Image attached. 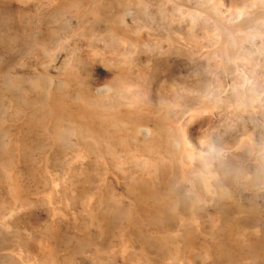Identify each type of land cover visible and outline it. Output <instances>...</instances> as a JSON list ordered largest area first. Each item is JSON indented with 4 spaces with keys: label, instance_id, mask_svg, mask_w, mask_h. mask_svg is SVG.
<instances>
[{
    "label": "rangeland",
    "instance_id": "rangeland-1",
    "mask_svg": "<svg viewBox=\"0 0 264 264\" xmlns=\"http://www.w3.org/2000/svg\"><path fill=\"white\" fill-rule=\"evenodd\" d=\"M255 1L256 0H0V108L3 110V112H2L0 109V116L4 115L6 113L7 107H8V102L10 99H12L16 102H19L20 99H22V95H20V94H23V91L25 88H29V87H32L34 85L33 82L38 79L40 72L45 73L47 70L51 74L56 75L58 73L57 75H60V73H61L62 75H64V74L70 75L71 77H74L73 73L77 72L75 74V77L77 76V78L79 77V79H82L83 81L85 80L88 82V81H91L92 79L96 78L95 72L98 75L102 74L101 76H104V75H107L108 73H110L111 70H112V73L113 72L116 73L115 70L118 71L117 69H119V67L124 68L125 65H127V67H125V73H126L127 78L130 79L132 77H128V76H130V75L135 76L137 74V71H136L137 69H136V66L134 65V62L136 61V56H139L143 59V62L148 63V65L146 67L147 71L145 70L147 75L149 73L151 75L153 74L152 73L154 71V69H153L154 65L153 64L156 61L161 63L160 64L161 70H159V71H161L162 73L161 72H159V73H160V78H161L160 82L162 81V85H160L159 92L151 93L153 98H154L153 99V105L155 106L156 110L154 113L148 115V117L160 125L161 133L163 136L167 137V136H170L171 134L175 135L174 137H176V138H174V142H176V140L182 141L183 138H185L186 140H189L191 143H193L196 148H201L202 151L207 150V148L209 146L208 140L210 139V137H211L212 141L214 142L215 146H217V148L219 145L221 134L226 135L228 137V140L230 143L228 145V149H227L228 153H227L226 159L228 160L227 165L228 164H230V165H228V167L226 166L227 170L225 173L221 172V167H220L221 158H219L220 155L216 149H214L211 152V154L204 155L205 160H203L204 163L209 164L210 168H213L212 170H217V172L220 171V173L222 175L224 174V178H226L225 180H226V182H228V185L231 188L230 192L228 191L227 193L225 192L226 194L225 193L223 194V199H224L223 201H224L225 208L223 207L222 211H223V215H224V213L226 215V216H223V222L225 223V221H226V223L224 224L225 225L224 227H226L225 228L226 230L223 229L224 228L223 222H222V225H219L221 223L217 224L219 227L215 226L216 225V221H214V220H216L215 214L217 213L218 208H219L216 204H214V203L206 204V205L196 204L194 206H191V201H190L191 198H190L189 193L187 192V184L183 181L182 177L184 174L183 173L184 169L186 172L185 175H189V174L191 175V173L193 172L194 169L191 168L193 166L191 165V163H189V160L186 158H183V164L182 165L180 163H176L174 165V167L169 172H167L166 174L164 173L163 174L164 177H162L161 185L159 183V187L162 186L164 188V189L160 188L162 191L168 192L171 194L172 193L176 194L179 197V200H180L179 210L184 215L183 219H180V217L175 216V214H173L172 209L168 205H166L163 202L158 201L156 199L150 200L149 202L146 203L145 200H143V198L138 197L137 198L138 202H136L137 205H135V203L128 200L127 198L117 195L122 190L127 191L128 190V182L133 183V182H135V180H122V181L120 180L119 182L116 181L113 174L107 173V169H106L107 167L104 164L97 163L96 168L98 170H96V171L90 169V167L87 166L88 161H86V160L81 162V163L75 164L77 166L83 165L82 167H84V170H85L84 174L88 173V175L85 174V176L90 177V178L92 176L93 181H91L89 183L87 181H84L85 183H83V185L91 186V185H94L96 182H99L100 188L101 189H107L109 194L112 191L116 192L115 196L114 195L112 196L110 194L111 195V196L109 195L110 198H108L98 210L99 216H101L104 219L105 233L102 236L97 237L95 235L96 233L94 234L92 232L94 234V238L96 239L98 245H100V246H105L109 243L114 244V245L117 244L120 240L119 234L122 232L125 233L126 236L129 235L133 238L134 244L130 248L131 249L130 251H132V252L129 251L126 256L124 255V258L121 257V254L119 253V251H116L117 248L114 250L115 253L113 256H114V262L116 264H122V263L123 264H134L133 261L137 257L140 258L139 259L140 264H147V261L145 260L144 255L142 254L141 250L138 248L137 241H140V240H141L140 242H142V244L146 245L150 251H155V252H159V253H161V252L167 253V247L165 245H162L160 240L158 241V238L147 233L146 228H149L150 226L155 225L154 227L160 231L164 230V229L165 230H167V229L171 230V229L177 227L179 220H181V227L186 228V226H187L191 230L194 229L193 231H201V232L204 229L202 233L203 234L206 233V236H208L211 233L213 234V232L216 231L213 235L216 236V238L218 237L219 240L222 239V242H224L225 244H227L230 247H231V242L233 241V237L230 235L231 234L230 230L233 228L232 226L236 225L237 222H238V224H239V222H241L239 225H243L246 228L256 227L257 233H255V235H251L252 245L250 247L244 246L243 249L241 250V252H242L241 255L243 257V260L240 264H257L259 262L264 263V189L263 190L260 189V186H264V178H263L264 177V170H263L264 164L262 165V163H264L263 162L264 161V152H262L263 151L262 149L264 148V146H263L264 145V51H263V49H264V27L263 26L264 25L259 23V22L255 23L253 21L252 22L246 21V20H248L247 18H249L254 13H256L255 10H257V11L264 10V0H260V1L258 0L261 4L258 1H257L258 3H254ZM249 2H250V4H249ZM253 3H254V5H253ZM99 5H101V6H99ZM98 6L101 8H98ZM258 6H260V7H258ZM94 9H100V11L102 12V16H103V22L102 21L98 22V20H96L94 18H91V20L94 19L93 20L94 22L96 21L98 24L99 23L102 24V26H103V24H108V25H112L115 28L119 27L118 29L122 28L121 30H123L128 37L130 36V38H137L136 36L140 35V39H143V42H142V40L140 42V39L138 37L137 39L139 40V43L142 44V46L144 44L145 45L147 44L150 47H148L147 45H146L147 47L144 46L143 51L139 52L138 53L139 55L138 54L135 55L133 53V51L131 52L132 49L127 46L125 48L126 52L123 55L124 51H123L122 46L119 45L117 43V41H115V39L113 41L111 37L109 38V40H110L109 41L108 38L103 39V40L102 39L90 40L89 38L86 39V37H82V39H81V36H75V37H72V39L71 38L68 39L69 42H68V40L64 41V40H66V37L69 35L71 28H73L76 25L75 23L80 19V17H81V20H83V19L90 20L91 11H93ZM138 11L141 13H139ZM144 11H145V13H144ZM249 11L252 12L253 14L250 13ZM49 14H51V15H49ZM153 14H155V15H153ZM249 14H251V15H249ZM138 15H139V17H138ZM246 15H248L249 17ZM50 16H52V19L50 18ZM136 16H137V18H136ZM7 18H8V20H7ZM139 18H140V20H139ZM9 19H11V20H9ZM105 20H107V22ZM238 20H240V21L238 22ZM62 21H63V23H62ZM93 21H91V22H93ZM124 22H127L129 24L124 23ZM148 22H149V24H148ZM8 23H9V27H8ZM33 23H35L34 25L36 27H34ZM64 23L65 24L69 23L70 26L68 24L65 25ZM114 23L116 26H114ZM122 23L124 24V27H123ZM151 23H152V25H150ZM247 23L248 24L252 23L254 26L257 24L255 27H257L259 29L254 28L252 24H251L252 25L251 26V25H248ZM59 24L62 26V28L59 29L60 28L59 27L56 30L57 33H55L56 31L55 32L53 31V33H52V31H50V28H54L55 26H58ZM117 24H119V25L117 26ZM247 25L249 27H247ZM67 27L68 28L70 27V28L68 29ZM228 27L230 29L232 28L231 32H229L230 29ZM252 27L256 31L254 29H252ZM129 28H131V29H129ZM145 28H149V29H145ZM236 28H237V30L233 31ZM238 28H240V29H238ZM243 28H245V29H243ZM5 29L7 32L5 31ZM12 29H13V32H15V34L12 32ZM18 29H20V30H18ZM46 29H48V30H46ZM154 29H155V31H153ZM8 30H9V32L11 31L13 34L11 32H10L11 33L10 34L8 32ZM58 30H59V32H58ZM67 30H68V32H67ZM125 30L128 32H126ZM140 30L141 31L143 30V31L139 32ZM24 31H26V33H24ZM44 32H45V34L46 33L47 34L45 35ZM6 33H8L9 35ZM230 33H232V34H230ZM53 34H55V35H53ZM20 35H22V37H20ZM152 35H153V37H152ZM55 37H58V38H55ZM231 37H234V39ZM15 39H16V41H15ZM24 39H26V40H24ZM42 39H45L46 41H48L49 44H51V46H52V50L50 52H46L47 53L46 55L43 54V53H45V51L42 49H40V50L38 48L33 49V45ZM79 39H80V41H79ZM84 39H86V40L84 41ZM225 39H230V40L227 41ZM20 40H22V41H20ZM27 40H29V41H27ZM96 40H97V42H96ZM106 40H107V42H106ZM111 40H112V42H111ZM81 41H83V42H81ZM99 41H102V42L100 43ZM159 42H161V43H159ZM29 43H31V44L28 45ZM64 43H66V44H64ZM102 43H104V44L106 43V45H104ZM173 43L175 44V46ZM225 43H226V45H225ZM62 44L65 46L60 47V46H62ZM94 44H96V45H94ZM72 45H74V46H72ZM222 46H223V49L224 48L227 49V50L225 49L223 51L225 53V55H224V53H222V50H223V49H221ZM74 47H78V48H76V52H74L75 54L76 53L77 54L75 55V58L73 59V61L70 62L71 59H70L69 55L71 54V52L74 51ZM159 47H161V48H159ZM108 48L110 51L108 50ZM128 48L130 50V53H129V50L127 51ZM54 49H55V51H54ZM149 49L152 50V53H150ZM36 50H37V52H35ZM145 50H148V52ZM56 52H58V53H56ZM41 53H42V55H41ZM55 53H56V57L54 55ZM132 53L135 56L134 58L132 56ZM145 53H146V55H144ZM156 53H157V55H156ZM165 53H166V55H164ZM40 56H41V58H40ZM67 56H68V58H67ZM222 56L225 58V60ZM120 57H122V58H120ZM39 58L40 59L43 58L44 61H43V59L40 60ZM107 58L108 59L113 58V60L114 59L118 60V61L120 60L121 62L119 64H117L115 69H114L109 64H108L109 66H107V63L105 60ZM118 58H120V59H118ZM131 58H133V60ZM99 59H100V61H98ZM151 59H153V60L155 59V62ZM161 59H162V61H161ZM55 60H57V61H55ZM130 60L134 61V62H132V64H131ZM40 61H42L41 64L39 63ZM53 61H55V62H53ZM89 61H91V63ZM126 61L128 63H126ZM152 61L154 62L153 64H152ZM83 63H88V64H86V65H88L87 66L88 69L86 68L85 64H83ZM149 64H151L153 66H150ZM70 65L72 66V68H70ZM74 65H75V67H74ZM150 67H152L153 70ZM65 68H67V70ZM109 68H111V70ZM80 69L82 71H80ZM92 69H94V70L92 71ZM106 69L110 70V71H107ZM37 71H38V73H37ZM89 71H90V73H88ZM128 71L130 73H128ZM208 72L209 73L211 72V73L209 74ZM22 74L23 75L25 74V75L23 76ZM150 74L148 75V77L151 76ZM3 75H4V77H3ZM83 75L85 76V78ZM166 75H167V77H165ZM19 76L22 78H19ZM134 76H133L134 79L132 78L133 80H135V77H137V75L135 77ZM24 77H25V79H24ZM27 77H28V79H27ZM162 77H165V78H162ZM116 78L117 77H115V80L118 81ZM183 78H184L185 82L183 81ZM137 79L138 78H136V80ZM187 79H188V81H187ZM200 79H201V81H200ZM24 80H26V81H24ZM194 80L195 81L198 80V82H195ZM137 81L140 82L141 79L137 80ZM164 81H165V83H164ZM46 82H48V80ZM167 82L170 83L171 85L168 84ZM172 82H173V84H172ZM174 82L176 85L174 84ZM209 82L211 85L208 84ZM212 82H213V84H212ZM6 83H9V84L11 83L10 85H13V86H10L9 84H6ZM48 83H46V85L44 86V88L46 90L44 89V91L42 93L36 92L35 94H33L34 97L33 96L31 97V101H29L30 103L31 102H33V103L34 102H40V100L45 101V99L47 98V91L50 90V87H52L51 92L57 93V91H54V89H53V86H52L53 84L49 83L51 85L50 86V85H48ZM197 83H200L199 84L200 86ZM221 83H223L224 86H222L223 84L221 85ZM191 84H192V86H191ZM186 85H190L188 87L189 88L191 87L192 89H195V90H197V88H198L199 95L202 96L201 99H198L200 97H198L199 95H198L197 91L194 92L195 90L192 91L191 88H190L191 89L190 90ZM207 85L209 86V89H208ZM212 85H213V87H212ZM7 87H8V89H7ZM9 87H10V89H9ZM13 87H14V91H12ZM205 87H207L206 89H208L210 92H211V90H213L215 88L213 90L214 92L211 93V95L213 94L212 96L210 94H204V93L202 95V91L204 92ZM15 88H16V90L18 89L17 92H16ZM79 89H80V84L75 83V84H73L72 88H69L67 90L66 97L71 102V104H69L70 102L67 100L69 110L75 111L79 108H86L87 107L86 106L87 101L84 100L85 98L78 95ZM187 90H188V92H186ZM89 91H91V92L94 91V92L91 94V92H89ZM89 91H88V93H90V94H89V96L87 95V97H88L87 99H89L90 97L91 98L93 97V98L89 99L88 102H90V103L96 102V104L97 103L98 104H102V103L106 104V102L104 100L102 101L101 98L98 97V96H100L99 90L91 89ZM225 92H227L226 95L224 94ZM243 92L246 94V96L244 95ZM13 93L15 94V96ZM96 93H97V96H96ZM129 93H131V94H129ZM161 93H163V94H161ZM188 93H190L191 96ZM215 93H216V95H215ZM43 94H44V96H42ZM125 95H126V97H123ZM192 95H196L195 98H197V99H194L193 98L194 96L192 97ZM206 95H207V97L210 96V98L213 100H211L210 98H207ZM213 96H215V100L217 102L214 101ZM221 96L222 97L226 96V97H223V98H225L224 99L225 101L221 98ZM186 97L188 99L189 98L191 99V97H192L191 101L194 100V102L196 100L197 101L199 100L198 102H200V104L198 105V102L196 101L195 102L196 104L194 105V102L193 101L190 102L189 101L190 99L188 100ZM203 97L204 98L206 97V101L209 99L208 100L209 104L204 102L205 99H203ZM76 98H77V100H76ZM37 99H39V100H37ZM202 99H203V101H202ZM185 100H188V101L185 102ZM227 100H229V101H227ZM116 101L119 104V108L122 110L124 115L126 114L128 117L136 116L135 115L136 113H137V116L138 115H143V116L147 115L146 111L141 106V101H140V103L138 102L139 101L138 95L136 97V93H134V92H131V91L125 92V93H123V95H121V97L117 98ZM209 101L210 102L212 101L213 105H211ZM223 101L226 105L225 104L223 105ZM29 102H27L28 104L22 102V104L30 105ZM201 102H203V103H201ZM205 103L207 106L204 105ZM80 104L81 105L83 104L84 106L83 105L81 106ZM174 104H176V105H174ZM218 106H220V107H218ZM202 107H203V109H200ZM195 108H197V109L195 110ZM37 111H39V110H36V112ZM130 112L132 115L130 114ZM35 114H37V113H33V114L27 116V117H32L30 119L34 120V121L28 120V122H27V125L29 123L28 126L31 128H29L28 126L26 127V121H24V122H21L22 124L18 123L21 128L19 127V125H17V126L16 125L15 126L6 125V126L10 127V128H8L9 129L8 132H7L8 129L6 126H4L5 130L3 128H2V130L0 129V143H1L0 144V189L2 190V193L6 192L9 189L8 192L15 196V197H13V195H10V194H8V192H6L8 196L10 195L9 198L11 197L10 198V201L12 200L11 202H17L16 199L19 196H22L23 193L24 194L26 192H34L35 193V191L39 192V191H41V188L43 186V184L41 182H44V179H42L39 176L40 175L38 173L39 171L37 173H35L34 176H31L29 174L30 166L38 165L42 156L50 150V138L47 135H45L42 131H40V130H42V128H41L40 124L38 123V120L35 119L37 117ZM127 116H125V117H127ZM31 121H32V123H31ZM207 122H208V124H207ZM178 125H179V127H178ZM220 125H222L221 126L222 129L220 127H218ZM211 126H213V128ZM14 127H16V128H14ZM234 127H236L235 128L236 130L238 129V132L235 131V133H233L235 130ZM19 129H20V131H18ZM217 129H219L218 130L219 134H218V131L216 132ZM28 131H29V133H28ZM3 132L7 136L13 135L14 137H16L20 140H23V141L27 140L28 141V143L30 144V145H28L29 147H26L28 150H26V152L23 153V154H25V156H27L25 158V160H23L24 158H22V157L18 158L17 154L13 151L14 150L13 147L8 144V141H7L8 137ZM9 132L12 134H10ZM240 133H241V135H240ZM31 134H33V135H31ZM244 134H246V135H244ZM66 136H67V140L73 142L74 135L72 133H67ZM250 136H252L253 139H251L252 137L249 138ZM243 137H245V138H243ZM240 138L245 139L243 146H241L242 151L240 150V148L239 149L233 148L235 142L238 141V139H240ZM247 138H249V139H247ZM250 143H252V145ZM184 144H185L186 148L184 147ZM184 144H182L183 148H185L186 150H189L190 147L188 145H186V143H184ZM6 146H8V148ZM174 146L180 147L179 145H175V144H174ZM255 147H257V148H255ZM55 148L58 150H64V149H66V146L64 144L60 143L59 145L58 144L55 145ZM251 148H253V150ZM255 149H258V150H256L257 152L254 151ZM8 150H11V151L8 152ZM246 150H247V152H246ZM27 151H29V152H27ZM260 152H262L263 156L260 154ZM246 153L248 154V156ZM259 154H260V157H259ZM252 156H254V157H252ZM38 157H39V159H38ZM212 157H213V159H212ZM255 158L259 159L258 162ZM18 159H19V161H18ZM261 159H263V160L261 161ZM234 161H235V163H234ZM6 162H7V164H6ZM241 162H243V163H241ZM259 162H260V165H262V166H259V164H258ZM2 163L4 166L2 165ZM20 163L21 164L24 163V164H22L23 166ZM33 163H34V165H33ZM195 163L198 164L197 161H195L194 164ZM201 163L202 162H200L199 165ZM65 164H66L65 161H63L62 163H59L62 171H63ZM239 164H241V165H239ZM26 165H28V166H26ZM254 166H256V167L253 168ZM10 167H12V168H10ZM21 167H23V168H21ZM27 167H29V168H27ZM204 167H205L204 165H201L200 167L198 166V169H201L204 172V170H205ZM6 168H8V169L6 170ZM123 168L124 167L113 168V172L115 174L117 173L118 175H124V174H122V171H124V170H122ZM126 168H129V167H126ZM131 168H132L133 172L138 170L137 167H131ZM258 168H259V170H258ZM12 169L14 172L12 171ZM87 169H89V170H87ZM186 169L191 173H187ZM26 170H27V172H26ZM228 170H231V171L228 172ZM254 170H256V171H254ZM35 171H37V170H35ZM250 172H251V174H253V176L250 174ZM11 174H12V176H11ZM62 174L63 173H60V176H62ZM247 174H248V176H247ZM225 175H226V177H225ZM227 176L229 177L228 180H227ZM251 176H252V178L254 177L253 179L256 181H254L251 178ZM246 177L247 178L249 177L248 178L249 182L245 181ZM34 178H35V180H33ZM102 178H103V180H102ZM230 178H232V179H230ZM250 178H251V181H250ZM29 180L30 181L33 180V181H31L29 183ZM13 181L15 183H13ZM39 181H41V182H39ZM163 181L165 184L163 183ZM38 182L40 184H38ZM246 182H248V183H246ZM250 182H252V183H250ZM258 182H260V183H258ZM64 183H61L59 186V191L61 193V194L60 193L59 194L61 196L54 195V198L56 200L54 198L48 200L47 197H44V198L39 197L40 200H38L35 204L28 205L29 207L26 206L19 213H17L16 216H14L12 218L13 220H15V219H18V217H19V220H21V221L25 220L24 222H26L27 224L31 222L30 225H33L35 227L34 233L29 239V244L31 245L33 250L37 253V258H38L37 264H39L40 261H45V262L47 261L49 264H63V262L61 260H62L63 254H64L66 242H65L64 238L62 239V235H63V232L65 231L66 224H69L70 226L73 225L72 222L68 223L67 222L68 220H66L62 216V214L57 213L58 211H62V212L64 211V213L68 212L67 211L68 209L66 210V208H67L66 203L63 200V196H62V192L65 191V186L62 185ZM180 183L181 184L183 183L181 185V187H180ZM249 183H250V185H249ZM31 184H32V186H31ZM244 184H245V186H244ZM28 185H30V186L28 187ZM241 185H243V186H241ZM6 186H8V187H6ZM62 186H63V190H62ZM248 186L249 187L254 186V187H251L248 189ZM36 187H38V188H36ZM24 188L28 189V190H25ZM197 189L200 192H203L201 184L197 185ZM242 189H243V191H242ZM29 190H32V191H29ZM15 194H17L19 196L15 195ZM58 197H59V199H58ZM42 201H43V203L46 202V204H43ZM78 201L74 202L73 204H74V207L76 205L75 211L77 212L78 218H82V216L83 217L86 216V213L84 212L83 209H85L87 202L85 200H78ZM38 202L40 205L38 204ZM53 202H55V203H53ZM61 202H62V204H61ZM112 202H114L115 204ZM242 202L244 204H242ZM48 203H50V205ZM71 204H72V202H71ZM146 204H148V205H146ZM241 204L244 206H242ZM62 205H64V206H62ZM77 205L80 208H78ZM83 205H84V207H83ZM144 205H146V208L144 207ZM246 205H248V207ZM30 206L31 207L34 206V207L30 208ZM54 207L56 209L55 210L56 212H54L53 209L50 210V208H54ZM241 207L243 210V212L241 214L242 216L238 217L237 218L238 221H237L236 218L234 217V214L236 213L237 209L241 208ZM137 209H138V211H140L139 215H137L135 213ZM143 209H148L149 210L148 213H150V214H152L153 212L155 214L157 213V216H155L154 218H151V216L149 217V214H146V212ZM48 210L51 212V215H53L54 217L48 216L50 214V212ZM229 210H230V212H229ZM133 211H135V212L133 213ZM183 211H184V213H183ZM197 212H198V214H197ZM190 213H193V215L195 216V219H196L195 223H192L188 219V215ZM249 213H251V215ZM79 214H81V216ZM243 214L244 215L246 214V215L244 216ZM252 214H253V216H252ZM213 215H215L214 216L215 219L212 217ZM56 216H60V217L56 218ZM198 216H200V217H198ZM234 218L237 222L235 220L232 221V219H234ZM12 219L10 218L9 221H11ZM203 219H205V220H203ZM212 219H213V221H212ZM253 219H254V221H253ZM13 220L11 222H14ZM130 220H131V222H130ZM133 220H135V221H133ZM227 221L230 224H228ZM33 222L36 224H33ZM57 222L58 223L60 222V223L58 224ZM163 222H165V223H163ZM206 222H208V223H206ZM82 223H83V221H82ZM127 223H129V224H127ZM130 223H132L134 226L131 225ZM198 223H200V224L203 223V226L199 225ZM214 223H215V225H214ZM233 223H235V224L233 225ZM46 224H48V226ZM206 224H208V225H206ZM55 225L56 226L58 225V227H56ZM128 225H129V227H128ZM213 225H214V227H213ZM46 226H47V229H49V230L43 228V227L46 228ZM80 226H82L81 227V229H82V228H84V226H86V224L83 223V224H80ZM80 226L78 227L79 231L76 230L77 231L76 234L78 236H80V233L82 234ZM140 226H141V228H140ZM200 226H201V228H200ZM211 227H213V228L216 227V228L212 229ZM37 228H38V230H37ZM55 228L56 229L58 228V229L56 230ZM87 228L89 231H92L90 229V227H87ZM128 228H129V230H128ZM209 229H211V230H209ZM59 230H60V232H59ZM212 230H213V232H211ZM13 231L16 232L19 236L18 235L16 236L15 235L16 233H14ZM223 231H225V232H223ZM41 232H42V234L40 235ZM51 232L53 235L51 234ZM126 232H128V233H126ZM12 233H14V234H12ZM48 233H50V234H48ZM116 233H117V235H115ZM20 234H22V233L21 232L19 233V231H15L14 228L7 229V228H4L3 226L0 225V240H1L0 241V260L1 261L4 262L5 260L6 261L8 260V259H6L8 256L4 250V247L6 248L8 246H11V244H12L11 242H13L12 240H14V238H18V237L22 238V235L20 236ZM54 234H56V237ZM223 234H224V236H223ZM189 235L191 236V238L188 237ZM229 235L231 237H228ZM185 236H187L190 240H188L187 237H185ZM11 237H12V239H11ZM177 237L179 239H181L183 241V243L181 244L180 254L173 259L172 264H187V262L185 260H183L182 256L189 252V246L188 245L193 243V246H196L199 249V248H201V245H202L201 241L203 240V238L202 237H199V238L195 237L194 238V236L190 233L189 234L183 233L181 235L178 234ZM254 237H256V238H254ZM146 238H148V239H146ZM152 238H154V239H152ZM226 239H228V240H226ZM51 240H52V242H51ZM193 240L196 242H194ZM85 241L86 242H85L84 246L87 248V250L95 251V249H98L95 245L96 243L94 244V243L89 242L87 240V238H85ZM152 241H153V243H152ZM148 242H150V243H148ZM7 243L10 245L7 246ZM186 244H188V245H186ZM232 246H233V244H232ZM99 255L105 256V253L103 251H101L99 253ZM13 257L14 256H11L12 259L10 258V260H9L11 262V264H22L23 260H21L22 262L20 263L19 262L20 259L18 257L17 258L16 257L13 258ZM218 260L220 261V264H233L232 263L233 261H231V257L228 253H226V250H223V252L219 256ZM6 261L4 263L1 262L0 264H8L7 263L8 261L7 262ZM95 264H104V263H102V262L100 263V262L96 261ZM195 264H213V263L209 259H206L204 256L200 255V257H198L196 259Z\"/></svg>",
    "mask_w": 264,
    "mask_h": 264
},
{
    "label": "bare ground",
    "instance_id": "bare-ground-1",
    "mask_svg": "<svg viewBox=\"0 0 264 264\" xmlns=\"http://www.w3.org/2000/svg\"><path fill=\"white\" fill-rule=\"evenodd\" d=\"M258 0H256L254 3H258L257 2ZM100 3V2H99ZM253 3V5H254ZM260 3V2H259ZM250 4V2H249ZM261 4V3H260ZM259 4V5H260ZM180 5V4H179ZM101 6V5H99ZM98 8H101L99 7ZM251 7V6H250ZM260 7V6H258ZM163 8V7H162ZM104 9V8H103ZM256 9V8H255ZM254 9V10H255ZM83 10V9H82ZM161 10V9H160ZM259 10V9H258ZM8 11V10H7ZM147 11V10H146ZM256 13H252L253 15H251L250 17L248 15L249 18H247L248 20L246 21H253L255 23L259 22L261 24L264 25V10L262 11H257L255 10ZM89 12V11H88ZM139 12V11H138ZM164 12V11H163ZM12 13V12H11ZM141 13V12H139ZM145 13V11H144ZM151 13V12H150ZM104 14V13H103ZM113 14V13H112ZM20 15V14H19ZM51 15V14H49ZM81 15V14H80ZM136 15V14H135ZM155 15V14H153ZM10 16V15H9ZM80 17V16H79ZM78 17V18H79ZM139 17V15H138ZM9 18V17H8ZM7 18V20H8ZM50 18L52 19V16H50ZM91 18H94L96 20L99 21H102L103 22V16H102V12L100 11V9H94L93 11H91V15H90V20ZM137 18V16H136ZM135 18V19H136ZM93 19V20H94ZM11 20V19H9ZM90 20L88 19H83L81 20V17L80 19L75 23L76 25L71 28L70 30V33L69 35L66 37V40L64 41H67L68 39H72V37H75V36H81V39L82 37H86V39H90V40H94V39H107L109 40V38L111 37L112 40L114 41H117V43L119 45L122 46L123 48V55L125 54V48L128 46L130 47L132 50L131 52L133 51V53L136 55L138 54L139 52H142L143 51V47L146 46L145 44L142 46V44L139 43V40L137 39L139 37L140 39V35L139 36H136L137 38H130V36L128 37L125 32L121 29H118L117 27H113L112 25H108V24H98L96 21L94 22H91ZM140 20V18H139ZM151 20V19H150ZM107 22V20H105ZM240 20H238L239 22ZM14 22V21H13ZM141 22V21H140ZM139 22V23H140ZM242 22V21H241ZM52 23V22H51ZM50 23V24H51ZM63 23V21H62ZM97 23V24H96ZM124 23H127V22H124ZM161 23V22H160ZM244 23V22H243ZM254 23V24H255ZM35 23H33L34 25ZM49 24V23H48ZM65 24V23H64ZM69 25V23H67ZM65 24V25H67ZM111 24V23H110ZM123 24V23H122ZM129 24V23H127ZM149 24V22H148ZM248 24V23H247ZM252 24V23H251ZM251 24H248V25H251ZM32 25V26H33ZM45 25V24H44ZM63 25V24H62ZM64 25V26H65ZM119 24H117L118 26ZM152 25V23L150 24ZM240 25V24H239ZM247 25V27H249ZM253 25V24H252ZM251 25V26H252ZM257 25V24H256ZM255 25V26H256ZM5 26V25H4ZM22 26V25H21ZM49 26V25H48ZM70 26V25H69ZM114 26L115 23H114ZM121 26V25H120ZM138 26V25H137ZM234 26V25H233ZM253 25L254 28H257ZM8 27H9V23H8ZM13 27V26H12ZM34 27H36L34 25ZM60 27V28H59ZM66 27V26H65ZM123 27H124V24H123ZM130 27V26H129ZM139 27V26H138ZM144 27V26H143ZM252 27V29H254ZM264 27V26H263ZM262 27V28H263ZM6 28V27H5ZM14 28V27H13ZM39 28V27H38ZM57 28L61 29L62 26L59 24L58 26H55L54 28H50V31H53L55 32L57 30ZM68 28V27H67ZM70 28V27H69ZM68 28V29H69ZM132 28V27H131ZM129 28V29H131ZM136 28V27H135ZM150 28V27H149ZM149 28H145V29H149ZM229 28V27H228ZM261 28V27H260ZM7 29V28H6ZM5 29V31H6ZM17 29V28H16ZM42 29V28H41ZM144 29V28H143ZM230 29V28H229ZM228 29V30H229ZM232 29V28H231ZM230 29L229 32H231L232 30ZM240 29V28H238ZM245 29V28H243ZM259 29V28H257ZM20 30V29H18ZM48 30V29H46ZM135 30V29H134ZM151 30V29H150ZM237 30L234 29L233 31ZM255 30V29H254ZM126 31V30H125ZM132 31V30H131ZM143 31V30H142ZM141 30L139 32H142ZM155 31V29L153 30ZM253 31V30H252ZM256 31V30H255ZM254 31V32H255ZM258 31V30H257ZM263 31V30H262ZM7 32V31H6ZM9 32V30H8ZM11 32V31H10ZM9 32V33H10ZM12 32H13V29H12ZM11 32V33H12ZM59 32V30H58ZM68 32V30H67ZM128 32V31H126ZM134 32V31H133ZM248 32V31H247ZM10 33V34H11ZM15 34V32H13ZM12 33V34H13ZM24 33H26V31H24ZM33 33V32H32ZM49 33V32H48ZM51 33V32H50ZM51 33V34H52ZM57 33V31L55 32ZM138 33V32H137ZM259 33V32H258ZM4 34V33H3ZM8 34V33H6ZM45 34V32H44ZM47 34V33H46ZM45 34V35H46ZM67 34V33H66ZM147 34V33H146ZM232 34V33H230ZM261 34V33H260ZM9 35V34H8ZM37 35V34H36ZM49 35V34H48ZM55 35V34H53ZM129 35V34H128ZM18 36V35H17ZM16 36V37H17ZM24 36V35H23ZM63 36V35H62ZM65 36V35H64ZM148 36V35H147ZM8 37V36H7ZM20 37H22V35H20ZM19 37V38H20ZM30 37V36H29ZM38 37V36H37ZM40 37V36H39ZM142 37V36H141ZM153 37V35H152ZM5 38V37H4ZM41 38V37H40ZM55 38H58V37H55ZM155 38V37H154ZM234 39V37H231ZM6 39V38H5ZM22 39V38H21ZM84 39V41L86 40ZM3 40V39H2ZM8 40V39H7ZM26 40V39H24ZM31 40V39H30ZM63 40V39H62ZM111 40V42H112ZM143 42V39H140V42ZM227 41H229L230 39H225ZM10 41V40H9ZM16 41V39H15ZM22 41V40H20ZM29 41V40H27ZM59 41V40H58ZM80 41V39H79ZM110 41V40H109ZM69 42V40H68ZM83 42V41H81ZM90 42V41H89ZM92 42V41H91ZM97 42V40H96ZM100 43L102 41H99ZM107 42V40H106ZM110 42V43H111ZM175 42V41H174ZM7 43V42H6ZM12 43V42H11ZM19 43V42H18ZM27 43V42H26ZM109 43V44H110ZM148 43V42H147ZM161 43V42H159ZM176 43V42H175ZM31 43H29L28 45H30ZM58 44V43H57ZM66 44V43H64ZM77 44V43H76ZM79 44V43H78ZM98 44V43H97ZM104 44V43H102ZM113 44V43H112ZM174 44V43H173ZM96 45V44H94ZM106 45V43L104 44ZM226 45V43H225ZM65 45L62 44V46L60 47H63ZM74 46V45H72ZM112 46V45H111ZM148 46V45H147ZM146 46V47H147ZM160 46V45H159ZM175 46V44H174ZM182 46V45H181ZM224 46V45H223ZM223 46L221 49H223ZM234 46V45H233ZM99 47V46H98ZM103 47V46H102ZM150 47V46H148ZM180 47V46H179ZM29 48V47H28ZM34 48H38L39 50L42 49L45 51V53L43 54H47L46 52H50L52 50V46L51 44H49L48 41H46L45 39H42L40 41H38L37 43H35L33 45V49ZM76 48L78 47H74V51L71 52V54L69 55L70 57V62L73 61V59L75 58V54L74 52H76ZM85 48V47H84ZM87 48V47H86ZM90 48V47H89ZM96 48V47H95ZM121 48V47H120ZM161 48V47H159ZM4 49V48H3ZM32 49V48H31ZM56 49V48H55ZM54 49V51H55ZM73 49V48H72ZM100 49V48H99ZM148 49V48H147ZM158 49V48H157ZM175 49V48H174ZM226 48H224L222 50V53H224L223 51L225 50ZM5 50V49H4ZM59 50V49H58ZM57 50V51H58ZM98 50V49H97ZM107 50V49H106ZM109 50V48H108ZM129 50V48L127 49V51ZM150 50V49H149ZM192 50V49H191ZM227 50V49H226ZM260 50V49H259ZM110 51V50H109ZM148 52V50H145ZM158 51V50H157ZM264 51V49H263ZM37 52V50L35 51ZM165 52V51H164ZM226 52V51H225ZM58 53V52H56ZM56 53L54 54L55 57H56ZM107 53V52H106ZM109 53V52H108ZM113 53V52H112ZM129 53H130V50H129ZM132 53V56L133 58L135 57ZM150 53H152V50H150ZM101 54V53H100ZM149 54V53H148ZM42 55V53H41ZM86 55V54H85ZM139 55V54H138ZM146 55V53L144 54ZM157 55V53H156ZM166 55V53L164 54ZM225 55V53H224ZM102 56V55H101ZM100 56V57H101ZM141 56V55H140ZM63 57V56H62ZM104 57V56H103ZM106 57V56H105ZM153 57V56H152ZM157 57V56H156ZM223 57V56H222ZM41 58V56H40ZM39 58V59H40ZM68 58V56H67ZM99 58V57H98ZM122 58V57H120ZM118 58V59H120ZM133 58H131L133 60ZM151 58V57H150ZM159 58V57H158ZM162 58V57H161ZM224 58V57H223ZM43 59V58H42ZM40 59V60H42ZM50 59V58H49ZM92 59V58H91ZM157 59V58H156ZM78 60V59H77ZM80 60V59H79ZM89 60V59H88ZM87 60V61H88ZM93 60V59H92ZM106 60V63H107V66L111 65V67H113L115 69L116 65L119 64L121 61L119 60H113L112 59H105ZM153 60V59H151ZM225 60V58H224ZM44 61V59H43ZM57 61V60H55ZM53 61V62H55ZM59 61V60H58ZM63 61V60H62ZM76 61V60H75ZM97 61V60H96ZM100 61V59L98 60ZM131 61V60H130ZM155 62V59L153 60ZM152 61V64L154 63ZM162 61V59H161ZM42 61H40L39 63L41 64ZM85 62V61H84ZM91 63V61H89ZM132 62L134 61H131L130 63L132 64ZM157 62V63H156ZM153 65H154V71L152 72L153 74L151 75L150 73V77H148V75L146 74V67L148 65V63L146 62H143V59L139 56H136V61L134 62V65L136 66V71H137V77H135L134 75H130L128 77H132L133 76L135 77V80H133L132 78L128 79L127 76H126V73H125V67H127V65H125L124 68H120L119 66V69H117L118 71L115 70L116 73H112V70L111 68H109L111 70L110 73H106L107 75H104V76H101V75H98L96 74L95 72V75H96V78L92 79L91 81H83L82 79H79V77L77 78V76L75 77V73L74 74V77H71L70 75H62L60 72V75H55V74H51L49 73L47 70L45 73H41L40 72V75L38 76V79L35 80L33 82V86L32 87H29V88H25L24 91H23V94H20L22 95V99H20L19 102H16L12 99L9 100L8 102V107H7V111L4 115L0 116V129L2 130V128L5 130V127L6 125H13V126H17L19 125L21 122H24L26 121V127L29 125H27V122L28 120H32L34 121L33 119H30L32 117H27L28 115H31L33 113H37L35 114L36 116V120H38V123L40 124L42 131L45 135H47L49 138H50V150L45 153L42 158L40 159V162L38 163V165L36 166H30L27 167L30 169L29 171V174L31 176H34L35 173H38V174L42 179H44V182H41L43 184L42 188H41V191L39 192H26L25 194L23 193L22 196H19L17 194V196H19L16 200L17 202H11L10 201V198L9 196L10 195H13V194H10L8 192V190L6 192H8V194H10L9 196L7 195L6 192H3L2 193V190L0 189V225L3 226L4 228H14L15 231H19V233L21 232L22 234H20V236L22 235V238H14V240H12L13 242H11V246H8L10 244L7 243V246L8 247H4V250L7 254V258L8 259L6 262L8 264H11V262L9 261L11 256H14V257H18L20 259V263L22 262L21 260H23L22 264H37L38 262V258H37V253L33 250V248L31 247V245L29 244V239L30 237L33 235L34 233V226L33 225H30V223H26L24 222L25 220L21 221L19 220V217L18 219H15L13 220L12 218L14 216H16L17 213H19L23 208H25L26 206L28 205H33L35 204L38 200H40L39 197L41 198H44V197H47L48 200L54 198V195H59L61 196L60 194V191H59V186L61 183H64L62 184L63 186H65V191L62 192V196H63V200L65 201L66 203V210L68 212L64 213V211H58L57 213L59 214H62V216L68 220L67 222H72L73 225L70 226L69 224H66L65 226V231L63 232V235H62V239L64 238L65 239V242H66V246H65V249H64V254L62 256V262L63 264H95V262H102L104 264H116L114 262V250L116 249V251H119V253L121 254V257L124 258V255L126 256L128 254V252L131 250V246L134 244V240L131 236H126L125 233H120L119 234V242L117 244H107L105 246H100L98 245L96 239L94 238V234L97 236V237H100L102 236L104 233H105V224H104V219L99 216L98 214V210L99 208L103 205V203L108 199L110 198V196L112 195H116V192H111L109 194V192L107 191V189H101L100 188V183L99 182H96L94 185H91V186H88V185H83V183H85L84 181H87L88 183L93 181L92 180V176L91 178L90 177H87L85 176L84 174V167H82L81 165L77 166L75 165L76 163H81L83 161H88V164L87 166L90 167V169L96 171L98 170L96 168V165L97 163H102L104 164L107 168V173L108 174H113L116 181H122V180H135V182L131 183V182H128V190L127 191H120L117 195L121 196V197H125L127 198L128 200L132 201L133 203H135V205H137L136 202L137 201V198L138 197H141L143 198V200H145V202H149L150 200H158V201H161L163 202L164 204L168 205L172 211H173V214H175V216L177 217H180V219H183V214L180 212L179 210V205H180V200H179V197L176 195V194H171V193H168V192H164L162 191L160 188H163L162 186L159 187V183L161 185V181H162V177L163 174L169 172L176 163H180L181 165L183 164V158H186L189 160V163H191V165L193 167L194 170L193 172H189L187 169V173H191V175H185L186 172H185V169L183 171V181L187 184V192L189 193L190 195V201H191V206H194L196 204H211V203H214L216 204L219 208H218V211L215 215H213L212 217L215 219L216 217V225L214 223L215 226H218L217 224L219 225H222V222H223V216H226L225 213L223 215V207L225 208L224 206V199H223V194L226 192H230V186L228 185V182H226V178H224V174L222 175L220 173V171L217 172V170H212L213 168H210L209 164L207 163H204L203 160L204 159V155H207V154H211V152L216 149L219 153V158H221L220 160V167H221V172L225 173L226 170H227V159H226V156H227V149H228V145H229V140H228V137L226 135H223L221 134V137H220V141H219V145H218V148L217 146H215L214 142L212 141L211 137L210 139L208 140L209 141V146L207 148L206 151H202L201 148H196L194 146L193 143H191L189 140H186L185 138H183V140H176V142H174V137L175 135L171 134L170 136H163L162 133H161V127L160 125L151 120L148 115L152 114L155 112V106L153 105V96L151 93H154V92H159V88H160V85H162V81L160 82V73L161 70L160 69V62L156 61ZM44 63V62H43ZM89 63V64H90ZM126 63H128L126 61ZM85 64L86 68L88 65V63H83ZM109 64V65H108ZM125 64V63H124ZM224 64V63H223ZM65 65V64H64ZM106 65V64H105ZM150 66H153L151 64H149ZM36 66V65H35ZM84 66V67H85ZM92 66V65H91ZM106 66V67H107ZM133 66V65H132ZM163 66V65H162ZM161 66V67H162ZM45 67V66H44ZM43 67V68H44ZM75 67V65H74ZM164 67V66H163ZM41 68V67H40ZM59 68V67H58ZM57 68V69H58ZM70 68H72V66L70 65ZM152 69V67H150ZM67 70V68H65ZM88 69V68H87ZM108 69V68H107ZM106 69V70H107ZM150 69V70H151ZM152 69V70H153ZM37 70V69H36ZM79 70V69H78ZM94 69H92L93 71ZM105 70V71H106ZM110 70H107V71H110ZM146 70V71H145ZM28 71V70H27ZM54 71V70H53ZM80 71H82L80 69ZM91 71V70H90ZM90 71L88 73H90ZM91 71V72H92ZM163 71V70H162ZM165 71V70H164ZM210 71V70H209ZM8 72V71H7ZM51 72V71H50ZM63 72V71H62ZM79 72V71H78ZM127 72V71H126ZM38 73V71H37ZM64 73V72H63ZM83 73V72H82ZM128 73H130L128 71ZM162 73V72H161ZM164 73V72H163ZM209 73V72H208ZM211 73V72H210ZM209 73V74H210ZM67 74V73H66ZM84 74V73H83ZM9 75V74H8ZM23 75V74H22ZM25 75V74H24ZM23 75V76H24ZM82 75V74H81ZM94 75V74H93ZM94 75V76H95ZM168 75V74H167ZM167 75L165 77H167ZM170 75V74H169ZM205 75V74H204ZM6 76V75H5ZM84 76V75H83ZM4 77V75H3ZM29 77V76H28ZM27 77V79H28ZM33 77V76H32ZM31 77V78H32ZM92 77V76H91ZM115 77H117L116 79L118 81L115 80ZM165 77H162V78H165ZM206 77V76H205ZM9 78V77H8ZM19 78H22L19 76ZM30 78V77H29ZM85 78V76H84ZM136 78H138L137 80H140L141 79V83L139 81L136 80ZM199 78V77H198ZM202 78V77H201ZM25 79V77H24ZM91 79V78H90ZM191 79V78H190ZM205 79V78H204ZM9 80V79H8ZM48 80V82L50 84H53V89L54 91H57V93H54V92H51V88L50 87V90L47 91V98L45 99V101H41L40 102H29L31 101V97L33 96V94H35L36 92L37 93H42L44 91V86L46 85V82ZM170 80V79H169ZM186 80V79H185ZM203 80V79H202ZM26 81V80H24ZM116 81V82H115ZM176 81V80H175ZM178 81V80H177ZM183 81H184V78H183ZM188 81V79H187ZM190 81V80H189ZM195 81V80H194ZM201 81V79H200ZM9 82V81H8ZM21 82V81H20ZM23 82V81H22ZM29 82V81H28ZM36 82V83H35ZM148 82V83H147ZM185 82V81H184ZM193 82V81H192ZM195 82H198L195 81ZM25 83V82H24ZM48 83V85H50ZM75 83H79L80 84V89L78 90V95L79 96H82L83 98H85L84 100L87 101L86 103V108H79L77 110H69L68 108V98L66 97L67 95V90L69 88H72L73 84ZM165 83V81H164ZM168 83V82H167ZM177 83V82H176ZM202 83V82H201ZM6 84H9V83H6ZM11 84V83H10ZM9 84V85H10ZM19 84V83H18ZM170 84V83H168ZM167 84V85H168ZM173 84V82H172ZM175 84V82H174ZM189 84V83H188ZM193 84V83H192ZM191 84V86H192ZM198 85L200 83H197ZM210 84V82L208 83ZM213 84V82H212ZM223 83H221L222 85ZM4 85V84H3ZM15 85V84H14ZM164 85V84H163ZM171 85V84H170ZM176 85V84H175ZM211 85V84H210ZM220 85V86H221ZM10 86H13V85H10ZM24 86V85H23ZM22 86V87H23ZM51 86V85H50ZM187 87L190 86V85H186ZM195 86V85H194ZM200 86V85H199ZM208 86V85H207ZM224 86V84L222 85ZM171 87V86H170ZM213 87V85H212ZM18 88V87H17ZM189 88V87H188ZM191 88V87H190ZM189 88V89H190ZM195 88V87H194ZM202 88V87H201ZM207 87L204 88V92L202 91V95L203 93L204 94H210L212 92H214L213 90H211V92L208 90L209 89V86H208V89H206ZM218 88V87H217ZM221 88V87H220ZM234 88V87H233ZM8 89V87H7ZM10 89V87H9ZM19 89V88H18ZM17 89V90H18ZM91 89H97L99 90V95L98 97L101 98V100L105 101V103H102V104H96L95 103H90L88 102L89 99H92L91 97L89 99H87V95L89 96L90 93H88L89 90ZM192 89V88H191ZM190 89V90H191ZM203 89V88H202ZM211 89V88H210ZM6 90V89H5ZM16 90V88H15ZM16 90V92H17ZM20 90V89H19ZM23 90V89H22ZM46 90V89H45ZM195 90V89H192V91ZM200 90V89H199ZM222 90V89H221ZM8 91V90H7ZM12 91H14V87L12 89ZM128 91H131V92H134L136 93V97L138 95L139 97V103L141 101V106L142 108L146 111L147 115L143 116V115H138L137 116V113L135 114L136 116H130L128 117L126 114L124 115V113L122 112V110L119 108V104L117 103L116 99L121 97V95H123V93L125 92H128ZM198 93L199 95V92H198V88L197 90H195L194 92ZM216 91V90H215ZM91 92V91H89ZM94 91L91 92V94L93 93ZM97 92V91H96ZM188 92V90L186 91ZM220 92V91H219ZM228 92V91H227ZM225 92L224 94L226 95ZM88 93V94H87ZM221 93V92H220ZM244 93V92H243ZM14 94V93H13ZM74 94V93H73ZM131 94V93H129ZM163 94V93H161ZM190 95V93H188ZM187 94V95H188ZM239 94V93H238ZM241 94V93H240ZM6 95V94H5ZM213 95V94H212ZM211 95V96H212ZM216 95V93H215ZM244 95L246 96V94L244 93ZM8 96V95H7ZM13 96V95H12ZM15 96V94H14ZM44 96V94L42 95ZM70 96V95H69ZM96 96H97V93H96ZM129 96V95H128ZM127 96V97H128ZM176 96V95H175ZM191 96V95H190ZM194 96V97H193ZM196 95H192V97L194 99H197L195 98ZM244 96V97H245ZM34 97V96H33ZM123 97H126L123 96ZM191 97V99H192ZM198 99H201V95H199ZM207 97V95H206ZM206 97L203 99L204 102L208 103V100L206 101ZM223 97H226V96H223ZM221 96V98L224 100L225 98H223ZM229 97V96H228ZM227 97V98H228ZM6 98V97H5ZM4 98V99H5ZM17 98V97H16ZM41 98V97H40ZM131 98V97H130ZM129 98V99H130ZM187 98V97H186ZM185 98V99H186ZM207 98H210V96H208ZM214 98V101L215 100V96H213ZM87 99V100H86ZM188 99V98H187ZM190 99V98H189ZM188 99V100H189ZM191 99L189 100L190 102H194V100L191 101ZM202 99V101H203ZM211 99V98H210ZM34 100V99H33ZM39 100V99H37ZM77 100V98H76ZM95 100V99H94ZM131 100V99H130ZM188 100H185L188 101ZM213 100V99H211ZM30 103V105H24L22 104V102L24 103H27V102ZM69 101V100H68ZM74 101V100H73ZM197 101V100H196ZM195 101V102H196ZM199 101V100H198ZM197 101V102H198ZM201 101V100H200ZM225 101V100H224ZM223 101V105L225 104ZM229 101V100H227ZM70 102V101H69ZM80 102V101H79ZM127 102V101H126ZM137 102V101H136ZM194 102V105L196 104ZM210 102V101H209ZM217 102V101H216ZM241 102V101H240ZM75 103V102H74ZM138 103V104H139ZM203 103V102H201ZM206 103L204 105H206ZM215 103V102H214ZM28 104V103H27ZM71 104V102L69 103ZM172 104V103H171ZM200 104V102H198V105ZM209 104V103H208ZM211 105H213V102L211 101L210 102ZM3 105V104H2ZM1 105V106H2ZM78 105V104H77ZM81 105V104H80ZM83 105V104H82ZM81 105V106H82ZM123 105V104H122ZM128 105V104H127ZM176 105V104H174ZM183 105V104H182ZM181 105V106H182ZM226 105V104H225ZM71 106V105H70ZM84 106V105H83ZM137 106V105H136ZM135 106V107H136ZM184 106V105H183ZM189 106V105H188ZM202 106V105H201ZM207 106V105H206ZM3 107V106H2ZM77 107V106H76ZM79 107V106H78ZM139 107V106H138ZM220 107V106H218ZM141 108V107H140ZM158 108V107H157ZM183 108V107H182ZM1 109V108H0ZM6 109V108H5ZM123 109V108H122ZM142 109V110H143ZM180 109V108H179ZM187 109V108H186ZM190 109V108H189ZM197 108H195L196 110ZM200 109H203L200 108ZM36 110H39L36 112ZM194 110V109H193ZM1 111L3 112V110L1 109ZM35 111V112H34ZM127 111V110H126ZM137 111V110H136ZM140 111V110H139ZM172 112V111H171ZM173 113V112H172ZM175 113V112H174ZM194 113V112H193ZM129 114V113H128ZM131 114V112H130ZM132 115V114H131ZM134 115V114H133ZM127 116V117H125ZM173 116V115H172ZM175 116V115H174ZM190 118V117H189ZM190 120V119H189ZM226 120V119H225ZM31 121V123H32ZM36 122V121H35ZM199 122V121H198ZM19 123V124H18ZM182 123V122H181ZM180 123V124H181ZM22 124V123H21ZM25 124V123H24ZM37 124V123H36ZM179 124V125H180ZM208 124V122H207ZM178 125V127H179ZM215 125V124H214ZM12 126V127H13ZM222 125L218 126L221 128ZM7 129L10 128L8 126H6ZM20 127V125H19ZM18 127V128H19ZM29 127V126H28ZM36 127V126H35ZM38 127V126H37ZM213 128V126H211ZM217 127V128H218ZM224 127V126H223ZM16 128V127H14ZM21 128V127H20ZM31 128V127H29ZM198 128V127H197ZM200 128V127H199ZM236 127H234L235 129ZM192 129V128H191ZM222 129V128H221ZM220 129V130H221ZM11 130V129H10ZM16 130V129H15ZM24 130V129H23ZM26 130V129H25ZM199 130V129H198ZM219 129L216 130V132L218 131ZM9 131V129L7 130V132ZM20 131V129L18 130ZM37 131V130H36ZM39 131V130H38ZM235 131L238 132V129L234 130L233 133H235ZM4 133V132H3ZM10 133V132H9ZM8 133V134H9ZM25 133V132H24ZM29 133V131H28ZM33 133V132H32ZM67 133H72L74 135V139H73V142L72 141H69L67 140V136L66 134ZM247 133V132H246ZM2 134V133H1ZM5 134V133H4ZM12 134V133H10ZM218 134H219V131H218ZM217 134V135H218ZM3 135V134H2ZM1 135V136H2ZM6 135V134H5ZM33 135V134H31ZM209 135V134H208ZM241 135V133H240ZM246 135V134H244ZM251 135V134H250ZM7 136V135H6ZM5 136V137H6ZM207 136V135H206ZM8 139V144L10 146L13 147V151L17 154L18 158L22 157L24 158L23 160H25V158L27 156H25V153L26 150H28L26 147H29L28 145H30L28 143V141H23V140H20L16 137H14L13 135H10V136H7ZM22 137V136H21ZM70 137V136H69ZM252 136H250L249 138H251ZM245 138V137H243ZM243 138H240L238 139V141L235 142L234 144V149H239L241 150V146H243V143L245 141V139ZM247 138V139H249ZM46 139V138H45ZM69 139V138H68ZM253 139V137L251 138ZM30 140V139H29ZM206 141V140H205ZM251 142V141H250ZM4 143V142H3ZM64 144L66 146V149L64 150H58L55 148V145H59V144ZM188 145L190 147L189 150H186L185 148V144ZM203 143V142H202ZM261 143V142H260ZM1 144V143H0ZM175 145H179L180 147H175ZM182 144H184V147L182 146ZM249 144V143H248ZM252 145V143H250ZM246 145V144H245ZM61 146V145H60ZM175 148H174V147ZM247 146V145H246ZM264 146V145H263ZM8 148V146H6ZM25 147V148H24ZM254 147V146H253ZM259 147V146H258ZM262 147V146H261ZM257 148V147H255ZM253 150V148H251ZM258 149H255L254 151H256ZM263 150V151H262ZM261 151L264 152V148L262 149ZM11 151V150H8V152ZM239 151V150H238ZM242 151V150H241ZM240 151V152H241ZM245 151V150H244ZM29 152V151H27ZM237 152V151H236ZM247 152V150H246ZM257 152V151H256ZM262 152H260V154L263 156ZM253 153V152H252ZM251 153V154H252ZM247 154V153H246ZM255 154V153H254ZM260 154H259V157H260ZM253 155V154H252ZM248 156V154H247ZM246 157V156H245ZM254 157V156H252ZM17 158V157H16ZM31 158V157H30ZM258 158V157H257ZM257 162L259 159H257ZM7 159V158H6ZM39 159V157H38ZM213 159V157H212ZM30 160V159H29ZM217 160V159H216ZM231 160V159H230ZM240 160V159H239ZM243 160V159H242ZM263 159H261L262 161ZM19 161V159H18ZM22 161V160H21ZM63 161L66 162L64 168H63V171L62 169L60 168V165L59 163H62ZM197 161L198 164H194V162ZM218 161V160H217ZM233 161V160H232ZM231 161V162H232ZM241 161V160H240ZM202 162L200 165L199 163ZM212 162V161H211ZM210 162V163H211ZM256 162V161H255ZM264 162V161H263ZM19 163V162H18ZM25 163V162H24ZM22 163V164H24ZM30 163V162H29ZM32 163V162H31ZM58 163V164H57ZM216 163V162H215ZM235 163V161H234ZM233 163V164H234ZM243 163V162H241ZM7 164V162H6ZM21 164V163H20ZM21 164V165H22ZM219 164V163H218ZM217 164V165H218ZM255 164V163H254ZM259 166H262L264 163H262V165H260V162L258 163ZM3 165V163H2ZM34 165V163H33ZM187 165V164H186ZM201 165H204L205 167V170L204 172L201 170V169H198V166L200 167ZM213 165V164H212ZM241 165V164H239ZM4 166V165H3ZM23 166V165H22ZM28 166V165H26ZM227 166V167H226ZM244 166V165H243ZM246 166V165H245ZM258 166V167H259ZM121 168V167H124L122 170V174L124 175H118L117 173L115 174L113 172V168ZM126 167H129V168H126ZM131 167H137V171H132V168ZM213 167V166H212ZM256 166H254L253 168H255ZM264 167V165H263ZM12 168V167H10ZM23 168V167H21ZM20 168V169H21ZM131 168V169H130ZM250 168V167H249ZM8 168H6L7 170ZM26 169V168H25ZM28 169V170H29ZM251 169V168H250ZM263 169V168H262ZM22 170V169H21ZM37 170V171H35ZM89 170V169H87ZM86 170V171H87ZM236 170V169H235ZM259 170V168H258ZM264 170V169H263ZM13 171V169H12ZM62 171V172H61ZM177 171V170H176ZM192 171V170H191ZM231 171V170H228V172ZM256 171V170H254ZM253 171V172H254ZM14 172V171H13ZM22 172V171H21ZM27 172V170H26ZM178 172V171H177ZM240 172V171H239ZM244 172V171H243ZM242 172V173H243ZM252 172V173H253ZM12 173V172H11ZM19 173V172H18ZM60 173H63L62 176H60ZM251 174V172H250ZM259 174V173H258ZM6 175V174H5ZM88 175V173L86 174ZM232 175V174H231ZM236 175V174H235ZM234 175V176H235ZM253 176V174H251ZM10 176V175H9ZM12 176V174H11ZM102 176V175H101ZM248 176V174H247ZM251 176V178H252ZM179 177V176H178ZM226 177V175H225ZM242 177V176H241ZM25 178V177H24ZM166 178V177H165ZM249 178V177H248ZM248 178L246 177L245 181H248ZM251 178H250V181H251ZM254 178V177H253ZM252 178V179H253ZM264 178V177H263ZM27 179V178H26ZM37 179V178H36ZM229 179V177L227 176V180ZM232 179V178H230ZM11 180V179H10ZM14 180V179H13ZM35 180V178L33 179ZM31 180V181H33ZM103 180V178H102ZM107 180V179H106ZM105 180V181H106ZM149 180V181H148ZM234 180V179H233ZM236 180V179H235ZM254 180V179H253ZM252 180V181H253ZM258 180V179H257ZM17 181V180H16ZM28 181V180H27ZM29 180V183L31 182ZM63 181V182H62ZM230 181V180H229ZM239 181V180H238ZM243 181V180H242ZM256 181V180H254ZM261 181V180H260ZM6 182V181H5ZM23 182V181H22ZM21 182V183H22ZM35 182V181H34ZM38 182V184H40ZM246 182V183H248ZM2 183V182H1ZM13 183H15L13 181ZM26 183V182H25ZM36 183V182H35ZM103 183V182H102ZM109 183V182H108ZM115 183V182H114ZM164 183V181H163ZM184 183V184H185ZM231 183V182H230ZM235 183V182H234ZM242 183V182H241ZM252 183V182H250ZM249 183V185H250ZM254 183V182H253ZM256 183V182H255ZM260 183V182H258ZM87 184V183H86ZM126 184V183H125ZM165 184V183H164ZM183 184V183H182ZM180 183V187L182 185ZM185 184V185H186ZM198 184H201V187L203 189V192H200L198 189H197V185ZM257 184V183H256ZM11 185V184H10ZM106 185V184H105ZM119 185V184H118ZM127 185V184H126ZM184 185V186H185ZM255 185V184H254ZM259 185V184H258ZM261 185V184H260ZM25 186V185H24ZM23 186V187H24ZM30 185H28L29 187ZM32 186V184H31ZM36 186V185H35ZM63 186H62V190H63ZM149 186V187H148ZM243 186V185H241ZM245 186V184H244ZM8 187V186H6ZM5 187V188H6ZM17 187V186H16ZM173 187V186H172ZM199 187V186H198ZM251 187H254V186H251ZM248 186V189L251 188ZM259 187V186H258ZM38 188V187H36ZM40 188V187H39ZM103 188V187H102ZM166 188V187H165ZM175 188V187H174ZM177 188V187H176ZM245 188V187H244ZM7 189V188H6ZM5 189V190H6ZM21 189V188H20ZM25 189V188H24ZM164 189V188H163ZM178 189V188H177ZM184 189V188H183ZM247 189V190H248ZM260 189H264V186H260ZM4 190V191H5ZM25 190H28V189H25ZM61 190V189H60ZM181 190V189H180ZM29 191H32V190H29ZM34 191V190H33ZM243 191V189H242ZM238 192V191H237ZM60 193V194H59ZM225 193V194H226ZM236 194V193H235ZM252 194V193H251ZM110 195V196H109ZM242 195V194H241ZM259 195V194H258ZM234 196V195H233ZM236 196V195H235ZM253 196V195H252ZM13 197H15L13 195ZM226 197V196H225ZM230 197V196H229ZM57 198V197H56ZM15 199V198H14ZM55 199V198H54ZM59 199V197H58ZM235 199V198H234ZM46 200V199H45ZM44 200V201H45ZM56 200V199H55ZM62 200V201H63ZM78 200H85L87 202V205L85 207L84 212L86 213V216L82 218H78V215H77V212L75 211V207H74V202L78 201ZM118 200V199H117ZM141 200V199H140ZM248 200V199H247ZM252 200V199H251ZM119 201V200H118ZM227 201V200H226ZM225 201V202H226ZM238 201V200H237ZM249 201V200H248ZM40 202V201H39ZM38 202V204H39ZM50 202V201H49ZM72 202V204H71ZM79 202V201H78ZM142 202V201H141ZM155 202V201H154ZM230 202V201H229ZM251 202V201H250ZM43 203V201H42ZM55 203V202H53ZM58 203V202H57ZM114 203V202H112ZM132 203V204H133ZM43 204H46V202H44ZM50 205V203H48ZM62 204V202H61ZM84 204V203H83ZM115 204V203H114ZM151 204V203H150ZM230 204V203H229ZM242 204H244L242 202ZM241 204V205H242ZM40 205V204H39ZM148 205V204H146ZM146 205H144V207L146 208ZM213 205V204H212ZM211 205V206H212ZM35 206V205H34ZM32 206V207H34ZM57 206V205H56ZM64 206V205H62ZM61 206V207H62ZM81 206V205H80ZM208 206V205H207ZM210 206V205H209ZM244 206V205H242ZM248 207V205H246ZM261 206V205H260ZM29 207V206H28ZM30 206V208H32ZM42 207V206H41ZM53 207V206H52ZM78 207V205H77ZM84 207V205H83ZM82 207V208H83ZM137 207V206H136ZM206 207V206H205ZM49 208V207H48ZM59 208V207H58ZM64 208V207H63ZM80 208V207H78ZM152 208V207H151ZM216 208V207H215ZM233 208V207H232ZM244 208V207H243ZM53 209L54 212H56L55 210V207L54 208H50V210ZM106 209V208H105ZM108 209V208H107ZM141 209V208H140ZM146 214H149V217L151 216V218H154L155 216H157V213L155 214L154 212L152 214L148 213V209H143ZM194 210V209H193ZM225 210V209H224ZM49 211V210H48ZM102 211V210H101ZM233 211V210H232ZM50 212V211H49ZM135 211H133L134 213ZM230 212V210H229ZM243 210H242V207L241 208H238L236 213L234 214V217L237 218L242 216ZM83 213V212H82ZM128 213V212H127ZM137 215H139L140 211H138V209L136 210L135 212ZM184 213V211H183ZM205 213V212H204ZM227 213V212H226ZM142 214V213H141ZM155 214V215H154ZM198 214V212H197ZM251 215V213H249ZM81 216V214H79ZM202 215V214H201ZM229 215V214H228ZM244 215V214H243ZM246 215V214H245ZM244 215V216H245ZM48 216H52L54 217L53 215H51V212ZM215 216V217H214ZM248 216V215H247ZM253 216V214H252ZM57 217H60V216H56ZM138 217V216H137ZM143 217V216H142ZM200 217V216H198ZM209 217V216H208ZM228 217V216H227ZM230 217V216H229ZM12 219L14 222H11L9 221V219ZM70 218V219H69ZM132 218V217H131ZM232 218V217H231ZM232 219V221L235 220ZM256 218V217H255ZM50 219V218H49ZM64 219V220H65ZM134 219V218H133ZM188 219L192 222V223H195L196 222V219H195V216L193 215V213H190L188 215ZM226 219V218H225ZM224 219V220H225ZM57 220V219H56ZM55 220V221H56ZM63 220V219H62ZM83 223L86 224V226H84V228L81 229L82 226H80V224H83ZM122 220V219H121ZM148 220V219H147ZM205 220V219H203ZM202 220V221H203ZM235 220V221H236ZM54 221V220H53ZM129 221V220H128ZM135 221V220H133ZM213 221V219H212ZM229 221V220H228ZM227 221L228 224H230L229 222ZM238 221V220H237ZM236 221V222H237ZM254 221V219H253ZM62 222V221H61ZM80 224H79V223ZM131 222V220H130ZM139 222V221H138ZM146 222V221H145ZM149 222V221H148ZM151 222V221H150ZM189 222V221H188ZM211 222V221H210ZM55 223V222H54ZM58 223V222H57ZM60 223V222H59ZM58 223V224H59ZM65 223V222H64ZM63 223V224H64ZM121 223V222H120ZM119 223V224H120ZM153 223V222H152ZM165 223V222H163ZM190 223V222H189ZM208 223V222H206ZM226 223V221H225ZM223 222V227L225 226V224ZM241 222H239L240 224ZM33 224H36L33 222ZM49 224V223H48ZM48 224H46L48 226ZM56 224V223H55ZM129 224V223H127ZM131 225H133L132 223H130ZM162 224V223H161ZM172 224V223H171ZM199 225H202L203 226V223H198ZM232 224V223H231ZM235 223H233L234 225ZM238 222L236 223L235 226H232L233 228L230 230V235L233 237V243L231 242V247L228 246L227 244H225L224 242H222V239L219 240L218 237L216 238V236H214L213 234L216 232H213V230L211 232H213V234H209L208 236H206V233L203 234V230L202 232L201 231H193L191 230L190 228H188L186 226L185 227H181V220H179V223L177 225V227L169 230H157V228H155L154 226H150L149 228H146V232L153 235L154 237L158 238V241L160 240V242L162 243V245H165L167 247V253H159V252H155V251H150L146 245L142 244V242L140 241H137V244H138V248L141 250L142 254L144 255L145 257V260L147 261V264H172L173 262V259L175 257H177L180 252H181V244L183 243V241L181 239H179L177 237L178 234H185V233H190L195 237L199 238V237H202L203 240L201 241L202 242V245H201V248H197L196 246H193V243L191 244H186L189 246V252L185 255H183V260H185L187 262V264H195L196 262V259L198 257H200V255L204 256L206 259H209L213 264H220V261L218 260L219 259V256L222 254L223 250H226V253H228L231 257V261H233L232 263L233 264H240L243 260V257L241 255V250L243 249L244 246H251L252 245V240H251V235H255V233H257V228L256 227H250V228H246L245 226L243 225H239ZM121 225V224H120ZM147 225V224H146ZM152 225V224H151ZM158 225V224H157ZM191 225V224H190ZM208 225V224H206ZM213 225V227H214ZM47 226L46 228L43 227L44 229H47ZM56 226V225H55ZM80 226V229L82 231V234L80 233V236H78L76 233L78 230V227ZM126 226V225H125ZM134 226V225H133ZM229 226V225H228ZM227 226V227H228ZM231 226V225H230ZM58 227V225L56 226ZM87 227H90V229L92 231H89ZM129 227V225H128ZM198 227V226H197ZM206 227V226H205ZM211 227L212 229H215ZM219 227V226H218ZM222 227V228H223ZM49 228V227H48ZM135 228V227H134ZM137 228V227H136ZM141 228V226H140ZM164 228V227H163ZM192 228V227H191ZM201 228V226H200ZM199 228V229H200ZM226 227H224L223 229H225ZM231 228V227H230ZM40 229V228H39ZM43 229V230H44ZM56 229V228H55ZM58 229V228H57ZM56 229V230H57ZM219 229V228H218ZM259 229V228H258ZM38 230V228H37ZM36 230V231H37ZM42 230V231H43ZM49 230V229H47ZM55 230V231H56ZM64 230V229H63ZM129 230V228H128ZM133 230V229H132ZM138 230V229H137ZM211 230V229H209ZM208 230V231H209ZM228 230V231H229ZM79 231V230H78ZM124 231V230H123ZM14 232V231H13ZM57 232V231H56ZM60 232V230H59ZM94 234H93V233ZM133 232V231H132ZM141 232V231H140ZM218 232V231H217ZM225 232V231H223ZM222 232V233H223ZM227 232V231H226ZM16 233V232H14ZM12 233V234H14ZM38 233V232H37ZM44 233V232H43ZM128 233V232H126ZM220 233V232H219ZM218 233V234H219ZM260 233V232H259ZM42 234V232L40 233V235ZM50 234V233H48ZM52 234V232H51ZM226 234V233H225ZM229 234V233H228ZM16 236L18 235L17 233L15 234ZM53 235V234H52ZM55 237H56V234H54ZM59 235V234H58ZM117 235V233L115 234ZM131 235V234H130ZM145 235V234H144ZM216 235V234H215ZM228 236V237H231V236ZM2 236V235H1ZM19 236V235H18ZM36 236V235H35ZM48 236V235H47ZM114 236V235H113ZM143 236V235H142ZM219 236V235H218ZM224 236V234H223ZM260 236V235H259ZM53 237V236H52ZM54 237V238H55ZM58 237V236H57ZM77 237V238H76ZM138 237V236H137ZM150 237V236H149ZM187 237V236H185ZM188 237L191 238V236L189 235ZM187 237L188 240H190L189 238ZM222 237V236H221ZM226 237V236H225ZM85 238H87V240L91 243H96V247L98 249H95V251H89L87 250V248L84 246L85 244ZM151 238V237H150ZM193 238V237H192ZM193 238V239H194ZM220 238V237H219ZM224 238V237H223ZM256 238V237H254ZM12 239V237H11ZM41 239V238H40ZM47 239V238H46ZM60 239V238H59ZM61 239V240H62ZM148 239V238H146ZM154 239V238H152ZM48 240V239H47ZM57 240V239H56ZM150 240V239H149ZM157 240V239H156ZM198 240V239H197ZM228 240V239H226ZM1 241V240H0ZM58 241V240H57ZM151 241V240H150ZM194 241V240H193ZM230 241V240H229ZM38 242V241H37ZM40 242V241H39ZM52 242V240H51ZM114 242V241H113ZM187 242V241H186ZM196 242V241H194ZM255 242V241H254ZM150 243V242H148ZM153 243V241H152ZM151 243V244H152ZM54 244V243H53ZM200 244V243H199ZM233 244V246H232ZM3 245V244H2ZM1 245V246H2ZM196 245V244H195ZM6 246V245H5ZM153 247V246H152ZM3 250V251H4ZM103 251L105 253V256H101L99 255V253ZM132 252V251H130ZM221 253V254H220ZM5 254V253H4ZM224 254V253H223ZM117 255V254H116ZM115 255V256H116ZM5 256V255H4ZM228 256V255H227ZM6 257V256H5ZM13 257V258H14ZM143 257V256H142ZM12 259V258H11ZM139 259L140 258H135V260L133 261L134 264H140L139 263ZM14 260V259H13ZM18 260V259H17ZM123 260V259H122ZM1 261V260H0ZM4 261V262H5ZM224 261V260H223ZM3 262V261H1ZM0 262V263H1ZM3 262V263H4ZM18 262V263H19ZM39 264H49L47 261H40ZM123 264V263H122ZM257 264H264L263 262H259Z\"/></svg>",
    "mask_w": 264,
    "mask_h": 264
}]
</instances>
